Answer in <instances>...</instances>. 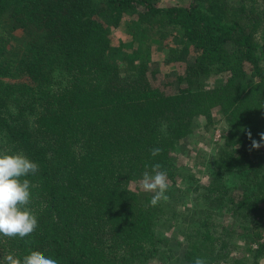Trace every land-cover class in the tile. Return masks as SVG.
Segmentation results:
<instances>
[{
	"label": "trees",
	"instance_id": "trees-1",
	"mask_svg": "<svg viewBox=\"0 0 264 264\" xmlns=\"http://www.w3.org/2000/svg\"><path fill=\"white\" fill-rule=\"evenodd\" d=\"M200 118L219 141L188 187ZM248 131L264 133V0H0V153L39 165L38 227L0 236V260L260 264L264 146ZM155 164L168 199L152 207L139 181Z\"/></svg>",
	"mask_w": 264,
	"mask_h": 264
},
{
	"label": "clouds",
	"instance_id": "clouds-1",
	"mask_svg": "<svg viewBox=\"0 0 264 264\" xmlns=\"http://www.w3.org/2000/svg\"><path fill=\"white\" fill-rule=\"evenodd\" d=\"M247 135L252 140L250 131ZM259 136V141L251 142L253 149L264 146V133ZM161 151L160 148H154L151 155L155 157ZM38 170L39 165L23 154L0 153V236L24 239L37 229V218L28 207L31 202V182L25 177L36 174ZM139 185L142 191L153 193L150 201L152 207L168 199L167 172L161 170L160 164L152 166L151 174L145 171ZM0 264H58V261L33 250L23 258L8 254L0 260ZM194 264H207V261L197 257ZM260 264H264V258H261Z\"/></svg>",
	"mask_w": 264,
	"mask_h": 264
},
{
	"label": "rangeland",
	"instance_id": "rangeland-1",
	"mask_svg": "<svg viewBox=\"0 0 264 264\" xmlns=\"http://www.w3.org/2000/svg\"><path fill=\"white\" fill-rule=\"evenodd\" d=\"M182 1L183 0H165V3L176 5L180 4ZM204 125V118H200L198 121H196L195 126L197 129L195 134L183 142L187 145V148L192 150L191 153H189L186 158L182 160V165L188 164L191 166L190 169L194 170L192 176L186 181V185L188 187L194 185V183L198 182V180L201 181L202 177H204L203 169L200 165L203 164V159L208 155V153H211L214 150L215 144L219 141V139L216 137V128H214L215 133H211L213 131L212 129L211 131H204ZM180 212L184 213L185 210H180Z\"/></svg>",
	"mask_w": 264,
	"mask_h": 264
}]
</instances>
